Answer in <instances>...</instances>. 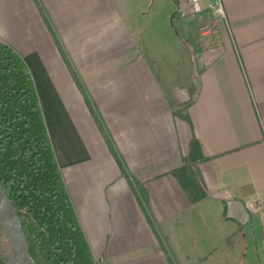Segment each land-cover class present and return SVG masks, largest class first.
Wrapping results in <instances>:
<instances>
[{
	"label": "crops",
	"instance_id": "crops-1",
	"mask_svg": "<svg viewBox=\"0 0 264 264\" xmlns=\"http://www.w3.org/2000/svg\"><path fill=\"white\" fill-rule=\"evenodd\" d=\"M222 1L232 35L222 22L214 27L204 7L175 0L196 66L175 92L160 86L129 39L128 22L136 14L130 29H139L146 8H128L127 0H0V18L5 13L14 35L28 37L19 54L102 264H264V0ZM206 24L212 35L200 31ZM57 50L75 53L85 92L73 81V95L85 93L92 113L84 102L72 108L52 77ZM116 96L117 111L106 105ZM195 140L203 181L190 164Z\"/></svg>",
	"mask_w": 264,
	"mask_h": 264
},
{
	"label": "trees",
	"instance_id": "trees-1",
	"mask_svg": "<svg viewBox=\"0 0 264 264\" xmlns=\"http://www.w3.org/2000/svg\"><path fill=\"white\" fill-rule=\"evenodd\" d=\"M0 184L17 210L31 260L100 264L64 181L30 67L2 40ZM7 255L0 246V264H7Z\"/></svg>",
	"mask_w": 264,
	"mask_h": 264
},
{
	"label": "rangeland",
	"instance_id": "rangeland-1",
	"mask_svg": "<svg viewBox=\"0 0 264 264\" xmlns=\"http://www.w3.org/2000/svg\"><path fill=\"white\" fill-rule=\"evenodd\" d=\"M140 1H142L141 5ZM126 4L128 8L133 7V9H136V7L141 6L148 10L146 17L140 21L141 25L139 29H137V27H135L134 31L130 29L134 18L136 19L138 17L136 14L133 19L128 22L127 28L130 31L129 39L131 38L132 43L142 49L141 53L137 52V54L141 57L146 66L149 67V70L152 69L155 74L158 75L161 82L160 86H164L166 89H172L175 92V88H185L188 86V77H190L193 70H196V66L188 62L191 60H188L190 53L187 50L192 49L189 42L184 37L183 22L178 18L175 0H127ZM9 23L4 13L0 18V24L2 26V31L0 32L2 37L0 36V38L9 46L12 45L16 48L18 53L23 54L24 46L22 42L28 37L15 36L12 28L7 26ZM132 26H134V24ZM49 38L52 42H55V37L49 36ZM32 39L34 43V37H32ZM140 43H142V45H140ZM56 52L53 53V60H59V62L55 66L53 64L51 67V74L52 77L54 76L56 84L62 90L63 94L68 96V103L71 104L72 108H81L80 103L84 102L86 107L88 106V112L92 113L89 107L90 103L85 93H82L83 99L80 100L76 99L73 95V81H75V86L81 92L84 91L83 86L85 88V85L80 80H77L78 69L73 62L77 60L75 59V53L64 50H57ZM78 60L80 63L84 62L83 60H85V57L80 56ZM113 60H115V58ZM189 63L191 65L190 68ZM95 71H99V69L97 68ZM109 103L114 106L116 111L118 110L119 103L117 102V96L108 100L106 105ZM77 114L79 116V113ZM83 117L85 118L84 120L88 119L85 115ZM61 118V131L64 133L69 130L64 126V116L62 113ZM84 122L86 123V121ZM0 246L9 254L10 248L4 233L0 236ZM99 262L102 264L101 260H99Z\"/></svg>",
	"mask_w": 264,
	"mask_h": 264
},
{
	"label": "water",
	"instance_id": "water-1",
	"mask_svg": "<svg viewBox=\"0 0 264 264\" xmlns=\"http://www.w3.org/2000/svg\"><path fill=\"white\" fill-rule=\"evenodd\" d=\"M204 159L202 146L198 140L194 142V150L190 159V164L196 170L199 178L203 181L198 163ZM0 226L9 244V254L7 264H36L28 256V245L26 234L22 228L21 220L18 216L14 204L6 196L0 184Z\"/></svg>",
	"mask_w": 264,
	"mask_h": 264
},
{
	"label": "built area",
	"instance_id": "built-area-1",
	"mask_svg": "<svg viewBox=\"0 0 264 264\" xmlns=\"http://www.w3.org/2000/svg\"><path fill=\"white\" fill-rule=\"evenodd\" d=\"M181 6L180 7H196V8H205L214 17V27L219 22H222L225 24L227 32L232 35V25L227 20L224 4L222 0H179ZM213 26H210L209 24L203 25L200 28V31L204 36L212 35L215 32ZM251 207L256 206L257 202L251 201L249 203Z\"/></svg>",
	"mask_w": 264,
	"mask_h": 264
}]
</instances>
